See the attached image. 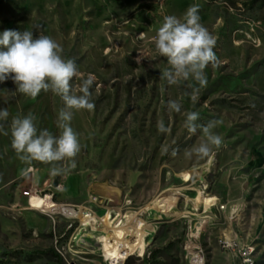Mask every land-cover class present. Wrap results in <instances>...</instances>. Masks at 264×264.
<instances>
[{"label":"rangeland","instance_id":"374dc122","mask_svg":"<svg viewBox=\"0 0 264 264\" xmlns=\"http://www.w3.org/2000/svg\"><path fill=\"white\" fill-rule=\"evenodd\" d=\"M193 5L216 37L219 61L205 69L207 86L195 103L185 95L194 82L169 85L159 78L170 66L153 42L165 16L183 18ZM6 29L60 43L81 79L95 77V107L74 111L71 127L81 143L76 168L53 175L50 164L19 159L10 124L32 113L38 131L59 135L63 101L43 91L33 99L16 92L11 79L0 82V109L9 111L0 122V264H56L51 248L64 264H110L98 239L110 228L89 227L86 233L79 218L29 209L23 192L30 189L59 205L98 216L108 212L109 226L135 213L125 237L134 239L133 219H141L144 254L117 264H189L191 255L199 257L198 264H240L223 240L250 245L254 264H264V0H0V33ZM169 100L181 102L180 113L168 111ZM189 111L199 113L198 124L222 121L214 131L223 144L203 159L184 155L204 139L199 130L193 135L184 127ZM159 120L169 133L158 131ZM162 146H168L167 154ZM200 165L205 167L185 181L179 176ZM203 183L214 204L207 211L196 192L173 193ZM152 201L170 212L145 209Z\"/></svg>","mask_w":264,"mask_h":264},{"label":"clouds","instance_id":"9594fccd","mask_svg":"<svg viewBox=\"0 0 264 264\" xmlns=\"http://www.w3.org/2000/svg\"><path fill=\"white\" fill-rule=\"evenodd\" d=\"M198 6H190L183 18L167 15L162 26L153 37L155 50L159 56L167 58L170 66L160 72V79L169 85H179L181 82L192 81L187 87L193 103L199 97L202 88L207 86L205 69L219 64L214 51L216 37L200 22ZM63 47L52 37L40 34L34 38L32 31L23 32L4 30L0 33V82L11 79L16 84V92L35 99L41 91L51 92L63 101L59 110L56 127L59 135H53L49 130H39L36 127V116L29 113L23 117L11 120V147L19 159L27 165L33 161L50 164L53 175L65 174L76 168V157L81 151L79 135L71 127L74 111H92V88L95 77L89 74L81 79V72L74 59L63 57ZM74 79L80 80L74 84ZM169 112L180 113L182 104L178 100H169ZM184 127L190 134L203 135V140L190 149L184 150L186 158L195 156L203 159L212 154L213 149H219L223 138L214 129L222 121L209 120L206 124H198L199 113H185ZM9 117L7 108L0 109V122H6ZM4 124L0 123V130ZM161 133H169L163 120L157 122ZM8 135V132H4ZM161 151L168 153V146H162ZM178 149L172 150V155ZM27 174V173H25Z\"/></svg>","mask_w":264,"mask_h":264},{"label":"bare ground","instance_id":"6f19581e","mask_svg":"<svg viewBox=\"0 0 264 264\" xmlns=\"http://www.w3.org/2000/svg\"><path fill=\"white\" fill-rule=\"evenodd\" d=\"M196 166V165H195ZM205 165H200L195 168L182 171L179 176L183 181H185L192 171L201 170ZM60 187V186H59ZM207 188V184L203 183L201 185L197 184H189L182 185L177 187L175 191H173L176 195L186 196L187 190L193 191L197 193V203H203L206 211L211 208L214 204L209 201L207 198L210 195H206L203 189ZM166 191V190H163ZM162 191V192H163ZM151 204H147L145 209H157L159 208L162 212L168 213L171 208L166 207L162 209L158 203L150 202ZM28 208L37 211H47L51 214H64L68 216H72L75 218H79L81 222V230L88 232V228L96 229L99 226H105L109 229V233L106 235H100L98 237L99 242H101V246L99 249L102 251V255L105 259L109 260L110 264H117L118 260L124 261L128 256L134 255L136 253L137 256H142L145 251L146 241L145 236L147 235L146 230L144 229V222L141 219L134 218V225L131 229V234L134 236V239L128 240L125 236L130 230L128 228L129 220L134 217V214L129 215L127 220L121 221V225L109 226V222L111 220L110 214L107 212L103 216H98L96 213L84 209L81 206L76 208L70 206H64L56 204L50 199L49 194H45L44 196H39L36 194H32L28 198ZM144 209V208H143ZM108 220V221H107ZM132 223V224H133ZM194 235V234H193ZM91 236V235H90ZM194 237H197L194 235ZM86 242V241H84ZM193 243V242H192ZM189 244L192 246L193 244ZM224 247V246H223ZM194 255V254H193ZM199 257L198 256H190L189 264H198Z\"/></svg>","mask_w":264,"mask_h":264},{"label":"built area","instance_id":"2783aa9c","mask_svg":"<svg viewBox=\"0 0 264 264\" xmlns=\"http://www.w3.org/2000/svg\"><path fill=\"white\" fill-rule=\"evenodd\" d=\"M32 194L39 195V192H37L36 189H30L28 191L23 192V195L27 197V200ZM50 199H51V196H50ZM215 205H218L220 209L224 207L223 204H219V203ZM222 246H224V249L226 250L234 251L236 253L237 258L240 261V264H254V260H253L254 248L251 247L250 245L237 246L232 241L223 240Z\"/></svg>","mask_w":264,"mask_h":264},{"label":"trees","instance_id":"16d2710c","mask_svg":"<svg viewBox=\"0 0 264 264\" xmlns=\"http://www.w3.org/2000/svg\"><path fill=\"white\" fill-rule=\"evenodd\" d=\"M49 254L55 260L56 264H64L61 256L54 249L51 248Z\"/></svg>","mask_w":264,"mask_h":264},{"label":"crops","instance_id":"0c3cea01","mask_svg":"<svg viewBox=\"0 0 264 264\" xmlns=\"http://www.w3.org/2000/svg\"><path fill=\"white\" fill-rule=\"evenodd\" d=\"M218 203H219V202H218ZM219 204H221V203H219ZM228 239H229V238H228ZM226 241H229V240H226ZM224 250L235 254V252L232 251V250H226V249H224Z\"/></svg>","mask_w":264,"mask_h":264},{"label":"water","instance_id":"95a60500","mask_svg":"<svg viewBox=\"0 0 264 264\" xmlns=\"http://www.w3.org/2000/svg\"><path fill=\"white\" fill-rule=\"evenodd\" d=\"M56 184V183H55Z\"/></svg>","mask_w":264,"mask_h":264}]
</instances>
